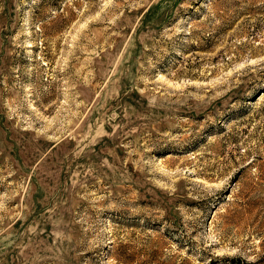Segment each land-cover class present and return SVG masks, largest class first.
<instances>
[{"label":"rangeland","instance_id":"obj_1","mask_svg":"<svg viewBox=\"0 0 264 264\" xmlns=\"http://www.w3.org/2000/svg\"><path fill=\"white\" fill-rule=\"evenodd\" d=\"M0 264H264V0H0Z\"/></svg>","mask_w":264,"mask_h":264}]
</instances>
